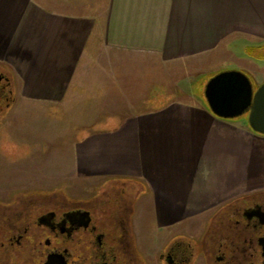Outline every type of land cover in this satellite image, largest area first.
Returning a JSON list of instances; mask_svg holds the SVG:
<instances>
[{"label":"crops","instance_id":"crops-1","mask_svg":"<svg viewBox=\"0 0 264 264\" xmlns=\"http://www.w3.org/2000/svg\"><path fill=\"white\" fill-rule=\"evenodd\" d=\"M49 1L0 0V61L20 76L12 96L69 109L72 177L134 181L135 219L153 203L160 228L248 193L251 140L264 134L245 116H216L205 87L230 69L256 88L264 82V0H53V9ZM128 58L161 63L175 94L123 110L126 78L136 71ZM157 78L148 85L161 84Z\"/></svg>","mask_w":264,"mask_h":264},{"label":"flooded vegetation","instance_id":"flooded-vegetation-1","mask_svg":"<svg viewBox=\"0 0 264 264\" xmlns=\"http://www.w3.org/2000/svg\"><path fill=\"white\" fill-rule=\"evenodd\" d=\"M12 93L10 77L0 72V111ZM121 191L111 211L60 191L0 201V264H147L135 230L136 188ZM198 220L192 229L182 228L185 218L174 222L160 263L264 264V188Z\"/></svg>","mask_w":264,"mask_h":264},{"label":"rangeland","instance_id":"rangeland-1","mask_svg":"<svg viewBox=\"0 0 264 264\" xmlns=\"http://www.w3.org/2000/svg\"><path fill=\"white\" fill-rule=\"evenodd\" d=\"M52 1L44 4L51 8ZM81 1L83 0L74 2ZM91 1L90 5H101L105 0ZM252 51L254 52L252 53ZM252 51L249 50L248 53L257 57L258 53L254 49ZM125 66L136 68V71L126 78L128 88L125 93L123 110H126V106L130 108L132 100V102L139 100L134 103L137 106L143 101L152 105L156 99L167 100L172 94H175L172 89L177 90V88L167 85L166 74L161 63L148 65V62H145L142 65L138 60L128 58L125 60ZM156 68L157 75L154 72ZM0 72L10 77L16 88V78L17 80L20 78L18 71L11 69L10 64L0 61ZM261 72L264 76V68ZM172 74V80H174L177 75ZM208 75L205 73L200 76L199 82L206 81ZM156 76L162 83H157V86H154V88L157 87L155 91L157 93H153L151 92L154 89L153 86L148 84H151L149 80L153 81ZM168 76V80H170L171 75ZM148 86L150 91L146 89ZM197 86L196 83L194 86L196 91ZM14 87L12 86V89ZM188 87L192 91V84H189ZM158 89L160 90L158 91ZM196 91L193 93L196 94ZM16 99L19 108H14L11 113L8 107L0 111V201L10 203L15 202L18 197L33 193L60 191L64 194L63 196L74 197L75 202L86 201V198L89 197L90 202L110 211L114 210L122 188L130 189L135 185V182L121 179H107L100 182L85 177H72L74 172L70 165L75 157L76 140L73 139L75 134L69 130L67 116L69 109H59L55 106L38 108L37 104L27 101L22 93L15 91L13 100ZM11 115L12 117H9ZM242 118L244 116L233 120ZM10 121L14 124H8ZM251 143L253 154L248 156V192L264 188V156L261 155L264 154V139L254 138ZM58 162L60 165L57 164ZM204 216L207 217L208 214L206 213ZM197 221L199 222L196 219H188L183 223L182 228L192 229ZM135 230L139 248L147 258V264H162L159 260L161 249L175 234L176 227L160 228L152 203L144 216L135 219Z\"/></svg>","mask_w":264,"mask_h":264},{"label":"water","instance_id":"water-1","mask_svg":"<svg viewBox=\"0 0 264 264\" xmlns=\"http://www.w3.org/2000/svg\"><path fill=\"white\" fill-rule=\"evenodd\" d=\"M205 96L212 112L223 119L247 116L251 129L264 134V82L257 88L242 70H223L206 84Z\"/></svg>","mask_w":264,"mask_h":264},{"label":"trees","instance_id":"trees-1","mask_svg":"<svg viewBox=\"0 0 264 264\" xmlns=\"http://www.w3.org/2000/svg\"><path fill=\"white\" fill-rule=\"evenodd\" d=\"M264 55V54H263ZM12 99H13V96H12ZM12 101V100H11Z\"/></svg>","mask_w":264,"mask_h":264}]
</instances>
